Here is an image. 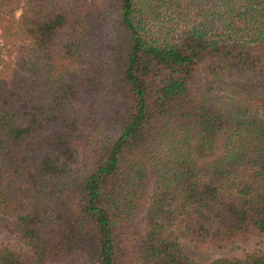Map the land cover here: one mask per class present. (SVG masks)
<instances>
[{
	"label": "trees",
	"instance_id": "16d2710c",
	"mask_svg": "<svg viewBox=\"0 0 264 264\" xmlns=\"http://www.w3.org/2000/svg\"><path fill=\"white\" fill-rule=\"evenodd\" d=\"M0 213V264H264L179 241L264 232V0H0Z\"/></svg>",
	"mask_w": 264,
	"mask_h": 264
},
{
	"label": "rangeland",
	"instance_id": "374dc122",
	"mask_svg": "<svg viewBox=\"0 0 264 264\" xmlns=\"http://www.w3.org/2000/svg\"><path fill=\"white\" fill-rule=\"evenodd\" d=\"M22 45L21 42L18 43L20 48ZM221 80L228 93L232 95L238 80L236 78H227V76H221ZM8 220V216L0 213V243L6 244L22 253L28 252V247L21 242L18 233L11 230ZM179 241L192 258L198 261H207L217 256H242L254 247L263 246L264 232L254 230L249 235L243 238H236L222 247L214 245L200 246L188 237H179ZM48 264H79V259L72 257L66 260L50 261Z\"/></svg>",
	"mask_w": 264,
	"mask_h": 264
}]
</instances>
